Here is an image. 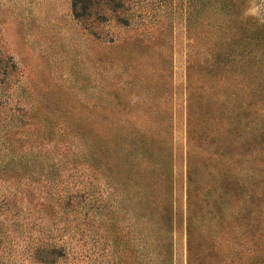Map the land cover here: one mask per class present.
<instances>
[{"label": "rangeland", "instance_id": "374dc122", "mask_svg": "<svg viewBox=\"0 0 264 264\" xmlns=\"http://www.w3.org/2000/svg\"><path fill=\"white\" fill-rule=\"evenodd\" d=\"M119 6L0 0V264H264V0Z\"/></svg>", "mask_w": 264, "mask_h": 264}, {"label": "trees", "instance_id": "16d2710c", "mask_svg": "<svg viewBox=\"0 0 264 264\" xmlns=\"http://www.w3.org/2000/svg\"><path fill=\"white\" fill-rule=\"evenodd\" d=\"M123 1L130 2L131 0H72V12L76 19L83 21V17L88 9L99 6H112L116 11V8L120 7L119 5ZM110 11L113 12L114 10ZM241 32L242 35L249 34L250 36H252V39L254 38L255 40V43L250 45L251 47H245L244 49H242L240 60L238 62L244 68H249L255 65V62H257L256 60H258L259 58H263L264 56V25H252L249 27V29L245 26L241 28ZM259 44L263 45V47H260ZM12 67L14 66L12 65ZM111 216L113 217V215ZM112 217L109 220L111 225H113ZM65 254V249L60 250L59 252L50 251V255H55V257L57 258H60L63 255L65 256Z\"/></svg>", "mask_w": 264, "mask_h": 264}]
</instances>
